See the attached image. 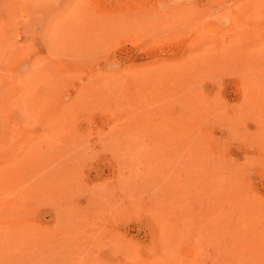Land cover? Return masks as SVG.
I'll return each instance as SVG.
<instances>
[{"label":"rangeland","instance_id":"obj_1","mask_svg":"<svg viewBox=\"0 0 264 264\" xmlns=\"http://www.w3.org/2000/svg\"><path fill=\"white\" fill-rule=\"evenodd\" d=\"M0 264H264V0H0Z\"/></svg>","mask_w":264,"mask_h":264}]
</instances>
